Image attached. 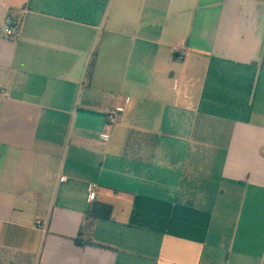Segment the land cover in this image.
I'll return each instance as SVG.
<instances>
[{
    "label": "crops",
    "instance_id": "crops-1",
    "mask_svg": "<svg viewBox=\"0 0 264 264\" xmlns=\"http://www.w3.org/2000/svg\"><path fill=\"white\" fill-rule=\"evenodd\" d=\"M0 264H264V0H0Z\"/></svg>",
    "mask_w": 264,
    "mask_h": 264
},
{
    "label": "built area",
    "instance_id": "built-area-1",
    "mask_svg": "<svg viewBox=\"0 0 264 264\" xmlns=\"http://www.w3.org/2000/svg\"><path fill=\"white\" fill-rule=\"evenodd\" d=\"M19 28V21L11 20L10 18H6L3 26H2V35L5 37L13 38L18 31ZM173 55L175 59L182 60L185 56V48L182 46H174L172 49ZM127 103V99L124 100L122 103H117L112 105L104 114L105 118V127L110 129L111 127L117 125L124 114L126 109L125 104ZM109 137L108 132H104L101 135L103 140H107ZM65 177H59L60 181H65ZM96 189L95 185H90L89 195L90 197L93 196V192ZM36 229L41 231L42 235L47 232V220L37 219L34 223Z\"/></svg>",
    "mask_w": 264,
    "mask_h": 264
},
{
    "label": "trees",
    "instance_id": "trees-1",
    "mask_svg": "<svg viewBox=\"0 0 264 264\" xmlns=\"http://www.w3.org/2000/svg\"><path fill=\"white\" fill-rule=\"evenodd\" d=\"M95 61H96V55L93 53L90 61L87 65L86 69V79L90 80L94 66H95ZM103 210H106V212H102ZM111 212L112 209L109 205L101 204V203H93L89 217L92 219H97V218H104V219H110L111 218Z\"/></svg>",
    "mask_w": 264,
    "mask_h": 264
}]
</instances>
